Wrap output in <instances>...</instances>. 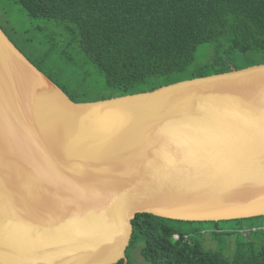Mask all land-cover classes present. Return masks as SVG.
<instances>
[{
	"label": "water",
	"instance_id": "95a60500",
	"mask_svg": "<svg viewBox=\"0 0 264 264\" xmlns=\"http://www.w3.org/2000/svg\"><path fill=\"white\" fill-rule=\"evenodd\" d=\"M140 214L264 217V65L78 104L0 27V264H128Z\"/></svg>",
	"mask_w": 264,
	"mask_h": 264
},
{
	"label": "trees",
	"instance_id": "16d2710c",
	"mask_svg": "<svg viewBox=\"0 0 264 264\" xmlns=\"http://www.w3.org/2000/svg\"><path fill=\"white\" fill-rule=\"evenodd\" d=\"M7 1L38 22L42 40L26 38L20 47L0 27L78 104L264 65V0ZM200 48L210 53L205 62ZM132 225L128 264L138 246L146 264H264V217L192 223L140 214ZM206 230L215 242L235 239L231 258L205 248Z\"/></svg>",
	"mask_w": 264,
	"mask_h": 264
},
{
	"label": "rangeland",
	"instance_id": "374dc122",
	"mask_svg": "<svg viewBox=\"0 0 264 264\" xmlns=\"http://www.w3.org/2000/svg\"><path fill=\"white\" fill-rule=\"evenodd\" d=\"M0 24L4 26L6 32L12 37V39L16 42V44L20 47H24L26 38H35L36 40H42L39 32L37 31V23H30L29 19L25 16L22 10L7 0H0ZM28 31L26 35H23V32ZM197 57L199 61L205 62L209 59L210 53L206 51V49L200 48L197 52ZM100 78H97L96 81L93 80L94 83L98 85L100 83ZM252 223L255 226H260V221L254 220ZM227 231H232L235 227L232 225H223ZM210 229V228H208ZM204 236L202 238V242L206 249L208 250H219L221 249L226 257L231 258L234 252V246L230 245L232 241L235 239H225L224 241H213L211 239V232L205 231ZM142 246H138L135 249L129 251L128 257L133 264H146L141 256Z\"/></svg>",
	"mask_w": 264,
	"mask_h": 264
}]
</instances>
